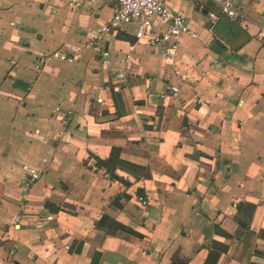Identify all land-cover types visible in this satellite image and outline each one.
<instances>
[{"label": "crops", "instance_id": "1", "mask_svg": "<svg viewBox=\"0 0 264 264\" xmlns=\"http://www.w3.org/2000/svg\"><path fill=\"white\" fill-rule=\"evenodd\" d=\"M71 1L0 0V264H264V0H165L198 33L172 65Z\"/></svg>", "mask_w": 264, "mask_h": 264}, {"label": "built area", "instance_id": "2", "mask_svg": "<svg viewBox=\"0 0 264 264\" xmlns=\"http://www.w3.org/2000/svg\"><path fill=\"white\" fill-rule=\"evenodd\" d=\"M84 0H72L69 6H78ZM115 3L114 13L112 16V26L119 28L121 26L135 24L137 25L136 38L146 39L149 46H164L163 59L168 65L174 63L180 39L187 36L191 39L198 38V33L192 30L184 18L177 13L169 10L165 5V0H112ZM216 5L220 12L227 18L239 21H248L244 13V5L236 4L234 0H209ZM217 14L210 12L208 20L210 23L215 22ZM157 21L158 29H153V22ZM110 27L105 25L101 33H109ZM257 35L264 39V26L257 25ZM107 56V53H103ZM179 90L171 87L172 96H177ZM36 175H32L29 182H33ZM137 202L145 207L148 202L147 196H139Z\"/></svg>", "mask_w": 264, "mask_h": 264}, {"label": "trees", "instance_id": "3", "mask_svg": "<svg viewBox=\"0 0 264 264\" xmlns=\"http://www.w3.org/2000/svg\"><path fill=\"white\" fill-rule=\"evenodd\" d=\"M96 164L99 167L104 168L107 171V173L111 177L115 178L116 180H120V179L114 174V170L115 169H120L121 171H125L126 170V169L122 168L119 165L118 157L116 156V149H114V148L112 149L111 155H110V157L107 160L104 161V160L96 159ZM121 182H124V181H121ZM139 196H141V195H139ZM50 206H51L50 204H46L47 209L52 210V212H57L59 210V207H56L55 209H52ZM248 224L249 223H247V224L243 223V225H241V227L246 228L248 226ZM110 225H113V227H114L113 230L114 231H117V230L127 231V229H125L122 226H120L119 224L115 223L114 221H112L108 217H103L100 220V222L98 223V226L100 228L107 227L106 228L107 232L108 231H113V230H110L111 229ZM226 237L227 238H231V236H229V235H226ZM91 264H97V259L95 258V260H93ZM171 264H189V262L187 261V259L181 258L178 255H174L173 259L171 261Z\"/></svg>", "mask_w": 264, "mask_h": 264}, {"label": "rangeland", "instance_id": "4", "mask_svg": "<svg viewBox=\"0 0 264 264\" xmlns=\"http://www.w3.org/2000/svg\"><path fill=\"white\" fill-rule=\"evenodd\" d=\"M131 25V24H130Z\"/></svg>", "mask_w": 264, "mask_h": 264}]
</instances>
